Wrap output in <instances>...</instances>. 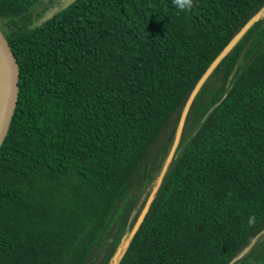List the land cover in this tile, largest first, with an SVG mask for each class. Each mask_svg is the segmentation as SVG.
Instances as JSON below:
<instances>
[{"label": "trees", "instance_id": "1", "mask_svg": "<svg viewBox=\"0 0 264 264\" xmlns=\"http://www.w3.org/2000/svg\"><path fill=\"white\" fill-rule=\"evenodd\" d=\"M56 6L0 0L20 78L0 264H113L120 248L117 264H264V0H78L48 19ZM258 13L168 162L196 86Z\"/></svg>", "mask_w": 264, "mask_h": 264}, {"label": "water", "instance_id": "2", "mask_svg": "<svg viewBox=\"0 0 264 264\" xmlns=\"http://www.w3.org/2000/svg\"><path fill=\"white\" fill-rule=\"evenodd\" d=\"M60 6L54 7L47 15L48 19L53 18L59 12L67 9L71 5H73L78 0H59ZM262 18V13L256 14L253 18H251L247 24L239 31V33L235 36L233 41L230 45L226 48L223 52L221 57L218 61L213 65V67L202 77L198 85L196 86L185 110L182 115L179 130L176 137V141L170 153L168 162L173 159L178 149V146L181 141L182 131L184 122L189 111L190 105L193 102L196 94L198 93L200 87L205 82V80L210 75L212 69L216 66V64L222 60L248 33V31ZM19 70H18V61L15 57L9 41L7 40L6 36L4 35L1 25H0V149L8 135L11 122L14 116L15 108L17 105L18 95H19ZM167 167L161 173L157 185L154 188L153 192L150 194L145 206L143 207L140 215L138 216L133 229L130 233V237L128 240L132 239L137 232L139 231L140 227L142 226L149 210L152 206V203L160 189L161 183L166 175ZM121 248L119 249L118 253L116 254L113 264H117L118 257L120 255ZM237 259L232 261L230 264H233Z\"/></svg>", "mask_w": 264, "mask_h": 264}, {"label": "clouds", "instance_id": "3", "mask_svg": "<svg viewBox=\"0 0 264 264\" xmlns=\"http://www.w3.org/2000/svg\"><path fill=\"white\" fill-rule=\"evenodd\" d=\"M174 7L181 12H190L194 7V0H173ZM249 223H255V217H249Z\"/></svg>", "mask_w": 264, "mask_h": 264}, {"label": "bare ground", "instance_id": "4", "mask_svg": "<svg viewBox=\"0 0 264 264\" xmlns=\"http://www.w3.org/2000/svg\"><path fill=\"white\" fill-rule=\"evenodd\" d=\"M125 246H126V245H125ZM123 248H124V247H123ZM125 248H126V247H125ZM251 250H252V249H251ZM123 251H124V250H123ZM249 254H250V253H249ZM249 254H248V255H249Z\"/></svg>", "mask_w": 264, "mask_h": 264}]
</instances>
